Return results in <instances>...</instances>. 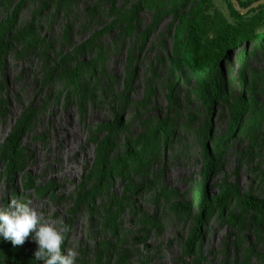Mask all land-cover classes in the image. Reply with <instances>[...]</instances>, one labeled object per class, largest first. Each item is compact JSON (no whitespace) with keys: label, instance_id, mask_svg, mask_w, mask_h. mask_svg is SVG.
Listing matches in <instances>:
<instances>
[{"label":"rangeland","instance_id":"1","mask_svg":"<svg viewBox=\"0 0 264 264\" xmlns=\"http://www.w3.org/2000/svg\"><path fill=\"white\" fill-rule=\"evenodd\" d=\"M198 8L0 0V208L27 198L68 231L79 219L82 239L62 244L75 264H264L250 203L264 201V45L227 53L210 104L179 61ZM35 249L0 241V264H39Z\"/></svg>","mask_w":264,"mask_h":264},{"label":"trees","instance_id":"2","mask_svg":"<svg viewBox=\"0 0 264 264\" xmlns=\"http://www.w3.org/2000/svg\"><path fill=\"white\" fill-rule=\"evenodd\" d=\"M144 1L147 6L169 4L176 7L183 0ZM197 1H199L197 15L194 14L192 19L181 16V22L187 26V30L179 41L181 48L179 61L196 72L199 79L197 91L203 94L211 104L213 98L217 97L220 92L221 82L217 74L221 68V61L227 53L233 48L246 46L249 42L255 43V47L264 45V3L253 6L260 0H237V3L226 0L230 14L235 17V21L230 22L215 8L213 0ZM244 9H248L246 13H243ZM210 68L216 70L217 73L208 82L202 74ZM76 80L77 77L73 76V83ZM164 125L165 122L160 125L163 131L167 128ZM21 154L22 148L15 145L9 155L11 168H19ZM210 159L211 156L207 152V160L210 161ZM208 164L210 165V163ZM202 199L207 201L205 193ZM250 203L255 209L256 221L264 225V201L253 199ZM10 256L12 258V255ZM16 260L15 257L11 263H16Z\"/></svg>","mask_w":264,"mask_h":264},{"label":"clouds","instance_id":"3","mask_svg":"<svg viewBox=\"0 0 264 264\" xmlns=\"http://www.w3.org/2000/svg\"><path fill=\"white\" fill-rule=\"evenodd\" d=\"M67 227L54 223L33 207L31 199H11L0 208V241H10L13 246L30 239L36 245L33 256L39 264H75L77 253L64 248Z\"/></svg>","mask_w":264,"mask_h":264},{"label":"bare ground","instance_id":"4","mask_svg":"<svg viewBox=\"0 0 264 264\" xmlns=\"http://www.w3.org/2000/svg\"><path fill=\"white\" fill-rule=\"evenodd\" d=\"M22 68V67H21ZM24 68V67H23ZM32 100L34 99V96H32V98H31ZM155 101V100H154ZM1 102V101H0ZM31 103H33V101L31 102ZM69 172H71L70 174H71V179H75V176H76V171H72V170H69ZM54 176H63V173L61 172L60 174H56V175H54ZM53 176V177H54ZM81 225H82V222L79 220V219H77V218H74V220H73V223H72V227H71V229L68 231L69 233H71L72 235H71V237L70 238H72V237H74V239H78V240H81L82 238H81ZM67 232V233H68ZM96 232H97V230H96ZM99 233H97V235H98ZM101 236V235H100ZM104 237V236H103ZM126 237V236H125ZM100 238V237H99ZM69 240V239H68ZM86 240V239H85ZM103 240V239H102ZM105 240V239H104ZM108 242V241H107ZM84 243V242H83ZM123 245V244H122ZM87 246V245H86ZM91 248V247H90ZM85 250V249H84ZM90 250V249H89ZM231 253V252H230ZM232 257V256H231ZM237 257V253H236V255L234 254V258H236Z\"/></svg>","mask_w":264,"mask_h":264},{"label":"water","instance_id":"5","mask_svg":"<svg viewBox=\"0 0 264 264\" xmlns=\"http://www.w3.org/2000/svg\"><path fill=\"white\" fill-rule=\"evenodd\" d=\"M232 2L237 3V0H232ZM260 3H264V0H260V1H258V2H255V3L253 4V6H256V5L260 4ZM247 10H248V9H244L243 12H244V11H247Z\"/></svg>","mask_w":264,"mask_h":264}]
</instances>
